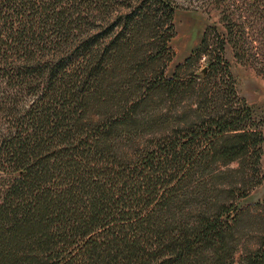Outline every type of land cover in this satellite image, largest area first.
<instances>
[{
  "label": "trees",
  "instance_id": "trees-1",
  "mask_svg": "<svg viewBox=\"0 0 264 264\" xmlns=\"http://www.w3.org/2000/svg\"><path fill=\"white\" fill-rule=\"evenodd\" d=\"M236 1L264 21V0ZM177 7L0 0V264H264L262 244L235 241L231 213L252 188L229 203L213 181L236 160L260 171L250 107L211 108L201 92L184 127L153 113L188 87L165 72ZM223 52L206 34L194 56L210 57L207 77L228 73Z\"/></svg>",
  "mask_w": 264,
  "mask_h": 264
},
{
  "label": "rangeland",
  "instance_id": "rangeland-1",
  "mask_svg": "<svg viewBox=\"0 0 264 264\" xmlns=\"http://www.w3.org/2000/svg\"><path fill=\"white\" fill-rule=\"evenodd\" d=\"M176 4L175 30L168 44L171 61L165 72L168 78L177 73L179 80L188 87L175 99L164 97L154 103L157 108H154L153 113L164 121L162 130L184 127L193 120L203 92L212 96L209 105L217 102L239 105V101H244L264 136V21L247 19L242 3L236 0H221V3L214 0H176ZM226 17L235 28L231 38L227 34ZM242 28L245 33H242ZM206 34L209 43L215 45L219 40L224 43L223 56L228 65V73L224 74L226 70L220 69L217 79L207 77L210 57L194 56ZM191 56L192 60L177 71V67L185 64ZM231 83L234 84L237 97L227 96ZM209 107L212 108V105ZM139 137L140 143H144L149 135L147 133ZM262 149L258 173L254 158L248 159L246 164L236 160L227 165L221 164L223 173L213 180L224 190L222 199L229 203L235 197L230 192L232 188H252L248 195L237 198L236 211L231 213L232 216L238 213L235 241L242 250L258 248L261 244L264 246V143ZM259 202L263 203L258 205Z\"/></svg>",
  "mask_w": 264,
  "mask_h": 264
}]
</instances>
